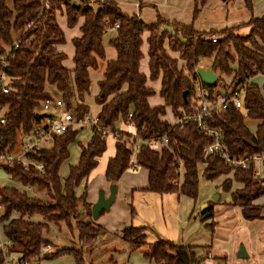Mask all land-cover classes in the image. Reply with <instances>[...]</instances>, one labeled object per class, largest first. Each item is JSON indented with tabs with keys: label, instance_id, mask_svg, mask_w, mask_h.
Here are the masks:
<instances>
[{
	"label": "trees",
	"instance_id": "obj_1",
	"mask_svg": "<svg viewBox=\"0 0 264 264\" xmlns=\"http://www.w3.org/2000/svg\"><path fill=\"white\" fill-rule=\"evenodd\" d=\"M139 1L140 8L143 3ZM242 1L252 12V0ZM205 2L193 0V20ZM87 3L88 0H79L78 4L73 0H47L43 5V0H0V67L6 49L13 53L7 57L8 67L4 68L9 90L0 92V135H3L0 151L10 152L18 138L31 135L34 126L43 121L46 113L42 104L52 98L48 87H54L75 119L88 116L90 109L83 99L89 93V69H96L98 60L105 58L103 35L118 22L119 27L108 41L116 57L106 63L94 96L95 103L100 105L96 121L103 127L115 129L131 114L137 136L143 141L168 135L166 144L151 148L147 142H140L136 150L134 165L147 170L145 190L181 194L195 201L198 165L203 164L201 176L209 181L232 172V178L224 179L221 188L230 191L233 181L241 183V188L231 192L232 203L240 206L245 218L260 217L264 207L254 201L264 196V179L256 177L252 159L264 154V83L258 84L251 78L264 75V14L259 17L252 15L247 22L234 27L203 32L195 29L193 23L169 21L160 13H157L155 22L145 24L136 14L122 12L112 0L96 6ZM57 11L65 13L68 27L83 19L80 36L72 39V69L63 64L66 54L57 50V45L65 43L64 32L57 22ZM166 26L171 31L162 29ZM242 27L250 28L245 36L237 34ZM210 37H216V41L212 42ZM165 39L168 49L176 57L166 55ZM15 40L19 43L17 47L13 44ZM145 41L148 44L147 76L140 71L141 47ZM203 59L211 60L210 69L217 75L212 84L202 83L196 74V68L200 67ZM179 60L182 61L181 66ZM147 81H158L161 104L150 105L149 99L155 95V90ZM227 81L229 85L226 87L231 90L240 85L244 87L246 114L230 103L224 110L213 111L207 122L221 131L222 141L231 157L247 159L246 169H233L217 154L204 158V148L212 140L198 129L196 122L185 120L180 127L165 119L166 107L174 116L196 112L199 86L206 89L209 99L213 100L212 91ZM36 112H42L44 116L37 120L34 117ZM246 118L258 121L255 132L245 124ZM72 131L60 139L53 136L48 145L33 154L36 161L44 164L42 172L33 165L24 168L17 161L0 164L23 186L44 191V195L35 196L25 190L0 188L2 236L11 242L10 253H19V260L33 262L40 256L46 243L43 232L47 229V222L63 221L71 226L73 221L82 243L90 242L95 235L86 183L81 194L75 196L67 179L65 194L61 193L59 169L68 157V146L75 140L77 133ZM115 139V154L108 159L104 170L105 179L110 184H114L131 166L133 144L136 142L124 131H118ZM78 145L86 164L77 181L86 178L97 165L98 157L106 149V141L92 129L87 148L81 143ZM178 161H181L183 171L180 183L175 184ZM34 214L41 215L47 222L31 221ZM83 214L88 219H81ZM212 216L211 208L203 210V221ZM209 226L212 227V223ZM121 236L134 248L148 246L147 257L160 264H183L181 254L190 263L200 264V254L207 250V247H201L198 254L194 246L174 244L167 239L147 243L142 227L126 226L121 229ZM63 253H73L77 264H81L79 249L63 248L48 257ZM2 262L0 252V264Z\"/></svg>",
	"mask_w": 264,
	"mask_h": 264
},
{
	"label": "rangeland",
	"instance_id": "obj_2",
	"mask_svg": "<svg viewBox=\"0 0 264 264\" xmlns=\"http://www.w3.org/2000/svg\"><path fill=\"white\" fill-rule=\"evenodd\" d=\"M112 1H115L118 4V6L121 7L122 10L128 14L135 10L134 2L136 0H112ZM163 1L164 0H162V2ZM73 3L78 4L79 0H73ZM87 4H90L91 6H96L97 4H101V3L94 2L91 4L89 3L88 0ZM252 7H253L252 12H250L244 6L242 0H206L198 16L196 17L195 20H193V25L195 29L203 32H207L210 30H220L222 28L234 27L241 23L247 22L252 15L259 16L264 14V0H252ZM160 8H162L164 12L168 10V8H166L165 5L164 6L161 5ZM154 9L155 8L153 6H148L145 8V10H142V16L144 17V19L148 21L155 13L154 11L156 9L155 10ZM182 9L183 10H181L177 5V16H181L185 18L186 16L185 8ZM59 22H62V16L58 17V23ZM73 28H75V26ZM165 28L171 30V28L168 26H166ZM249 30H250L249 27H242L237 31V34L241 36H245L249 33ZM64 31L67 40L66 48H69V46H72V43L70 42V35L73 30L68 29L65 25ZM114 33L115 31H113L112 29H107L103 35V44L105 47L106 54L103 60H99L98 68L96 70H92V74H91L92 92L96 90V80L98 76L102 74L105 68V63L107 60H109L107 59L108 56L109 55L113 56L114 53L112 59L115 58V50L113 47H111L108 44L109 39L114 36ZM165 46L167 49V53L171 54L170 50L167 47V44ZM173 56L176 55L174 54ZM204 63H210L209 59H204L200 64L201 67L209 66V64L204 65ZM181 64L182 61L180 60L179 66H181ZM142 66L143 69L147 71L146 57L142 61ZM255 82H257L258 84L264 83V76L257 77ZM155 83L156 82H154V84ZM158 85L159 83L155 84L154 87L155 95L152 96L151 102H160V97L157 91ZM226 85H229L228 81L224 82L223 84H218L217 91L224 92V88L225 90H229V87H226ZM48 88L49 91L53 93L56 92L54 87H48ZM56 94L58 95L57 92L54 93V95ZM90 101L93 104V100L90 99ZM55 111L57 110H55L54 107H51L49 110H46L45 111L46 115L43 118L42 124L46 123L48 119L52 117ZM57 112H59L60 115L63 116V114L65 113L64 107L60 108L59 111ZM172 116L173 114L168 115V119L171 120ZM245 124L248 126L251 132H255L257 123L254 120L252 121L249 119H245ZM117 127H120V130L123 131L128 130L127 127L124 126V124L122 123L121 124L119 123ZM73 131L77 133L76 134L77 136L76 135L75 136L76 138L77 137L78 138L77 141L74 140L68 146L69 156L67 154L68 158H65L60 166L59 174H60V178L62 179V185L67 186V182L65 179L68 176L69 179L68 185H70V191H72L73 193L75 191V193L78 194L82 192V190L84 189V185L86 183V190H87V194H89V198L97 199L99 195V191L104 190V187L106 186L107 183L106 179L104 178V167L107 158L111 156L114 152L113 137L111 135L106 136L107 148L105 152L101 154L100 158L98 159L97 165L91 170V172L87 175V177L84 178L83 181L81 180L82 182L79 180L80 181L79 184L77 183L79 182L77 181L78 180L77 177L79 172L83 170V169L81 170V168L85 167L86 159L82 157L81 150L80 149L78 150L79 147L78 144L79 142L83 143L86 140V138H85V134L81 133L82 130L80 128L75 126ZM85 131L86 133H91L87 130ZM66 135L67 133L58 137L60 139ZM20 143L21 140L19 139L16 145V149L18 148L20 149L21 147ZM139 143L140 142L137 141L136 144H133V155L131 158L132 164L131 166H129L127 173L122 176L121 181H119V184L123 186V189L125 191V196L124 197L122 196L121 199H119V197L117 199H114V201L110 205V208L104 211L100 216H98L97 219L93 220L91 218V221L96 231L94 237L91 239L90 242L87 243L80 242V232L73 221L71 222V226H68L63 221L58 223L47 222L39 214H34L30 217L31 221L33 222H41V223L47 222V229L43 232V238L46 240V243L42 247L40 256L33 261L34 264H77V260L73 253H63V254L55 255L53 257H48V255H51L52 253L67 247L79 249L81 251V259H82L81 264H160L159 262L147 257L146 253L148 251V246H140L138 248H134L130 243L123 240L121 236V228L126 226L139 227L140 225L145 227L144 221H148L147 225H152V228L154 227V224L157 226V228H159L160 224H162L163 226L164 224L169 226L170 228L167 229L169 235L172 234L171 230H173L171 229L173 225L170 226V223L171 224L174 223L173 218L165 217V215L167 216V212L166 211H164L163 213L161 212L160 203L157 204V206L159 207V211L158 210L156 211L154 205L151 206L147 203L146 197L144 196L139 197L136 194L133 198H131L128 192L130 191L127 188V186L130 183L129 181L130 178H134L135 176V178L138 181L140 180V182L146 181L145 179L146 174L144 169L141 168L143 170L141 171L140 167L137 168V166L134 165V156L136 154V150L139 146ZM78 154H80L81 162L77 164L76 167L74 166L73 168H71L70 172L68 171L67 173L69 164L75 161ZM132 167H135L137 169L135 171H132ZM258 177L264 179V177L261 176ZM199 183H200L201 197H202V189L204 184L206 185L209 184V186H213L214 184H216L215 180L208 182L201 175H199ZM111 185L112 184H109V188ZM1 187H9L18 190H25L27 191L28 194L35 196L44 195V191L42 190H33L32 187L23 186L18 180L13 179L3 169V167L0 166V188ZM198 192H199V187H198ZM216 195L217 194H214V196ZM163 196H167V194H164ZM176 196L177 195H172V199L169 200L171 201L170 202L171 207L175 206ZM214 196L213 194H210L209 198L212 200ZM86 218L87 217L85 216V214L81 215V219H86ZM86 221L87 220H84V222ZM155 230L156 232H158L157 229ZM144 232L147 236L146 237L147 242L151 241V236L156 234L155 232L153 233V231H151V228H145ZM152 239H153L152 241H154L155 239L157 240L158 238L156 235H154Z\"/></svg>",
	"mask_w": 264,
	"mask_h": 264
},
{
	"label": "crops",
	"instance_id": "obj_3",
	"mask_svg": "<svg viewBox=\"0 0 264 264\" xmlns=\"http://www.w3.org/2000/svg\"><path fill=\"white\" fill-rule=\"evenodd\" d=\"M139 2H140L139 0H136L134 2L135 10L129 14L126 13L125 11H123L121 7H119V6L118 7L121 9L122 12H124L128 15L136 14L138 16V18L141 19L145 24H152L153 22H155L157 13H160L165 19H167L169 21L175 20V21H177L179 23H183V24L193 23V0H187V1H185V0H164L163 2H162V0H142L141 3H143V4L140 8L138 7ZM161 5H163V6L165 5V7L168 8V10L166 12H164V10L162 8H160ZM177 5L179 6V8L181 10H183L182 8H185V12H186L185 18H183L181 16H177ZM148 6H153L156 10L154 9L155 10L154 15L147 21L142 16V10H145V8ZM60 16H62V22H59L58 24L62 28L64 35H65V31H64L65 25L68 29L73 30L71 32V35H70V42L72 43V39L74 37L80 36V25L82 24L83 19L80 18L78 20V22L74 25L75 28H73L74 26L73 27L67 26L66 16H65L64 12L57 11V13H56L57 22H58V17H60ZM259 16H261V15H259ZM259 16H255V17H259ZM162 29L171 31L165 27H162ZM113 31H115V30H113ZM146 37H147V33L144 34L143 39L146 40ZM66 42H67V40L65 37V43L57 45V50L62 51L66 54V58L63 61V64L65 65V67L72 69L73 68L72 57H73V53H74V48H72L73 44H72V46H69V48H66ZM166 44H167V40L165 39L164 40V46ZM141 49L143 52V58L140 62V71L147 76L148 75V67L146 66L147 71H145L143 69V66H142V61L145 59V57H146V64L148 62V58H147V54H146L147 50H148V44L146 43V41L143 42ZM165 53L167 56L176 57V56H173L175 54L173 52H171V54L167 53L166 46H165ZM113 56H114V53H113ZM113 56L109 55L107 59L113 60L112 59ZM115 57H116V52H115ZM99 60H103V59H99ZM99 60H98V65H99ZM109 60H107L106 63ZM209 61L211 63V60H209ZM106 63H105V66H106ZM210 63H204V65L209 64V66H202V67L200 66V67L204 68V69H210ZM97 68H98V66H97ZM96 69H91V68L89 69V76H90L89 93L87 95H85L84 99H83V103H85L89 106L90 111H89L88 116L90 118L96 117V114L100 109V105L96 104L94 101V96L98 92V81L102 78L103 72L105 70V68H104L102 74L100 76H98V78L96 80V90L94 92H92L91 74H92V70H96ZM259 76H264V75H256V76H253L251 79L255 81L256 78ZM156 83H158V81ZM147 84L153 88L155 87L154 82L147 81ZM157 87H158L157 91H159V85ZM154 90H155V88H154ZM214 90H215V93H217V94H223V93H227L228 91H230V90H225V88H224V92H218L217 87ZM49 92H50L51 96H54V97L60 96L59 94L58 95L56 94L57 96L54 95V93H56V92H54V93L51 91H49ZM151 98L149 99V103L151 106L162 103L161 98H160V102H151ZM90 99L93 100V104L91 103ZM73 106H74V103L72 104V107ZM55 110H57V109H55ZM57 111H59V110H57ZM57 111H55V113L52 116H59L60 113ZM171 114L172 113L170 111V108L166 107L165 119L169 123H172L175 121L174 114H173L171 120L168 119V115H171ZM246 119H248V118H246ZM255 122L258 123V121H255ZM117 128L120 129V127H117ZM80 129L82 130L81 133L85 134L86 140L83 143H81V142H79V143H81L85 148H87L91 133H86L85 130H87L89 132H91V130L86 128V127L80 128ZM121 131H123V130H121ZM76 136H75V140L77 141L78 137L76 138ZM19 139L21 140L20 144H22L24 141H27L26 136L18 138V140ZM105 141H106V137H105ZM115 141H116V139L113 138L114 152L111 156H109L107 158L104 170L106 168V164H107L108 159L110 157H113L115 154ZM136 142H137V140H136ZM136 142H135V144H136ZM138 142H140V141H138ZM16 145L12 149L13 153H18L20 150L19 148L16 149ZM106 148H107V146H106ZM79 149H80V147H78V150ZM105 150H104V152H105ZM67 154L69 156L68 148H67ZM78 156L73 163L69 164L67 173H68V171L70 172L71 168H73L74 166L76 167V165L81 162L80 161V154H78ZM99 158H100V156L98 157V159ZM258 161L259 160H257V159L255 161H253L255 170H256V172L258 171V173H259V174L258 173L256 174V177H258V176L264 177V174H262L263 169L261 167V162L259 161V166H258V164H257ZM137 168L132 167V171H135ZM142 169H144V168H142ZM142 169H141V171H143ZM198 169H199V175H201V171L203 169V164H199ZM81 170H82V168H81ZM127 171H128V169L125 170L122 173V175L120 176V178L114 183L116 186L115 199H117L118 197H119V199H121L122 196L123 197L125 196V191L123 189V186H121L119 184V181H121L122 176L125 175L127 173ZM144 171L146 174V177H145L146 181L145 182H140V180L138 181L135 178V176H134V178H130V180H129L130 183L128 182L129 185L127 186L128 190H130V191H128L130 194V197L133 198L136 194L139 197L140 196L146 197L147 203L151 206L154 205L156 211L157 210L159 211V207L157 206V204L160 203L161 212L163 213L164 211H166L167 216L165 215V217H170V218L172 217L174 223L173 224L170 223V226L173 225L171 227V229H173V230H171L172 231L171 235H169L168 230H167L170 228L169 226H167L165 224L163 226L162 224H160L159 228H157V226L154 224V227H153L154 229H153L152 225H147L148 221H144L145 227H143L141 225L139 226V227L143 228V232L145 231V228H151V231H153V233L154 232L156 233L154 235H156L158 239H167V240L172 241L174 244H178V245L183 244V245H187V246H194V247H196L195 251L198 254L201 253L200 252L201 247H207V250L205 251V253L200 254V256L202 258L200 264H219V263H221V264H264V208L260 212V217L247 219L242 215V211H241L240 206L233 204L232 200H231V196H230L231 192L236 190V189L241 188L242 184L233 181L230 191H225L221 188V183L224 179L232 178V172L228 175H223V176H220L219 178L215 179L216 184H214L213 186H209V184H207V185L204 184L203 189H202V197L200 196V183H199L198 197H197V200L194 201L193 199L186 197L184 195H181V194L168 193L167 196H163L164 194H159L156 192H151V191L145 190V188L147 187V170L144 169ZM59 176H60V174H59ZM104 178H105V176H104ZM67 179H68V176L66 177L65 180H67ZM83 179H81V180L83 181ZM80 181H79V184H80ZM201 181H203V180H201ZM206 181L209 182V180H206ZM60 182H61V187H62L61 193L65 194V186L62 185V179L61 178H60ZM106 182H107L106 186L104 187L105 196H107L109 194V184H110L107 180H106ZM73 191H74V189H73ZM80 194L81 193L76 194L74 191L75 196H79ZM210 194H213V196H214V194H217L218 197L216 199L213 198L211 200L209 198ZM87 195H88L87 199L89 202L92 203L96 200L95 198L94 199L89 198V194H87ZM172 195H177L176 200H175V206H173V207L170 206L171 201H169L170 199H172ZM254 202L256 204L264 207V196H259L257 199H255ZM140 203H142V202H140ZM203 204H206L205 208H211L213 211L212 218H209L206 221H203V217H202V212L205 209V208L202 209ZM210 223H212V227L209 226ZM155 229H157L158 232H156ZM144 234H145V232H144ZM153 236H151V241H149V242L146 241V242L147 243L154 242L156 239L154 241H152ZM146 237L147 236L145 234V240H146ZM0 238H3L2 232H1V225H0ZM240 246H243L245 254L247 255V257L242 258V259L237 257V253H238ZM18 257H19V253H16V252L11 253V258L17 259Z\"/></svg>",
	"mask_w": 264,
	"mask_h": 264
},
{
	"label": "built area",
	"instance_id": "obj_4",
	"mask_svg": "<svg viewBox=\"0 0 264 264\" xmlns=\"http://www.w3.org/2000/svg\"><path fill=\"white\" fill-rule=\"evenodd\" d=\"M105 0H89V3H103ZM47 4V0H43V5ZM119 27V23L115 22L109 29L116 30ZM212 42L216 41V37L209 38ZM14 47L18 46V40L14 41ZM13 53L11 49L7 48L5 55L2 59L1 67H0V92L7 93L9 88L6 85L7 83V76L4 72V68L8 67V56H12ZM228 91L227 93L217 94L215 90L212 91V98L210 100L208 97V92L202 86H199V90L197 93L198 96V108L197 111L191 114L181 113L180 116H175V121L170 123L174 124L177 123L182 126V123L185 120H192L196 122L198 129L204 133L205 135L211 138V142L207 144L204 148V158L209 155L217 154L221 159L225 160L233 169H246L248 168V161L247 159L242 158H234L231 157L226 149L224 142L222 141V134L221 131L208 124L207 118L210 114L214 112H219L224 110L226 106L230 103H233L236 109L241 111L243 114H246V109L243 105V98H244V87L242 85L238 86L237 88ZM51 107L59 110L60 108L64 107L65 113L59 116H52L48 119L46 123L42 122L39 125L34 126L31 135L26 136L27 141L21 144L20 150L18 153H13L12 150L8 151H0V164H11L14 161L20 162L24 168L28 167L29 165H33L37 170L40 172L43 171L44 164L42 162H38L33 158V154L37 153L40 148L45 147L48 145L53 136H61L66 134L67 132L74 129V127L78 128H88L90 130H95L101 137H106L107 135H111L114 139L117 136V132L121 131L118 128L111 129L106 128L99 125L96 121V117L90 118L89 116H85L84 118L75 119L72 112L67 109L66 103H64L61 97H54L52 96L51 100H47L42 104V110L46 111L49 110ZM131 114L128 115V118L124 124L127 127V132L130 136L137 141L140 142H147L151 148H156L160 144H166L169 140L167 134H163L161 136L150 138L146 141L140 139L137 136L136 125L130 119ZM2 120V119H1ZM3 139V135H0V141ZM259 160L261 162V167L263 169L262 174H264V154L258 155L253 157V161ZM259 161L257 162L259 166ZM255 168V167H254ZM183 167L181 161H178V172L177 176L178 179L175 184H179L181 180ZM258 173L255 170V175ZM259 174V173H258ZM1 206H0V213H1ZM11 245L10 241L5 240L4 238H0V252L3 256L2 264H34L33 262H29L26 260H19L11 258L9 246Z\"/></svg>",
	"mask_w": 264,
	"mask_h": 264
},
{
	"label": "water",
	"instance_id": "obj_5",
	"mask_svg": "<svg viewBox=\"0 0 264 264\" xmlns=\"http://www.w3.org/2000/svg\"><path fill=\"white\" fill-rule=\"evenodd\" d=\"M196 74L199 78V80L202 83L205 84H212L216 81L217 75L211 70V69H204L201 67L196 68ZM186 91L184 92L185 97ZM44 116V113L42 112H36L34 114V117L38 120ZM115 192H116V186L115 184H112L109 188V194L105 196L104 190L99 191V195L94 203L91 205V218L97 219L98 216H100L104 211L108 210L110 208V205L115 199ZM218 196H214L213 198L216 199ZM44 198V197H43ZM206 207V204H203L202 209ZM238 258H245L247 255L245 254L243 246L239 247ZM181 260L183 264H196L195 262H189L188 259L184 254H181Z\"/></svg>",
	"mask_w": 264,
	"mask_h": 264
}]
</instances>
